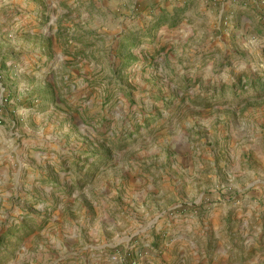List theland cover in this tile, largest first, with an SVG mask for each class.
<instances>
[{"label": "rangeland", "instance_id": "rangeland-1", "mask_svg": "<svg viewBox=\"0 0 264 264\" xmlns=\"http://www.w3.org/2000/svg\"><path fill=\"white\" fill-rule=\"evenodd\" d=\"M0 118V264H264V0H0Z\"/></svg>", "mask_w": 264, "mask_h": 264}, {"label": "crops", "instance_id": "crops-1", "mask_svg": "<svg viewBox=\"0 0 264 264\" xmlns=\"http://www.w3.org/2000/svg\"><path fill=\"white\" fill-rule=\"evenodd\" d=\"M211 3H212V2H211ZM224 4H225V2H222V1L218 4V5H219L218 12H221V10H224ZM214 5H216V3H212V5L210 6V8H214ZM207 9H209V8H207ZM214 10H215V9H214ZM186 12H187V13H190L191 10L188 9ZM200 13H202V12H200ZM209 13H211V12H209ZM210 17H212V16H210ZM194 18H195L194 21H195L196 24H201V23L204 21L203 18L198 17V16H195V15H194ZM16 67H17V66L12 65V67L10 68V71H11V76H14V78H15L17 81H19V82H22V80H23V78H24V76H25L26 74L32 72V71H30V70L27 71L26 69H24L23 71H22V69L17 70ZM181 256H182V255H181Z\"/></svg>", "mask_w": 264, "mask_h": 264}, {"label": "built area", "instance_id": "built-area-1", "mask_svg": "<svg viewBox=\"0 0 264 264\" xmlns=\"http://www.w3.org/2000/svg\"><path fill=\"white\" fill-rule=\"evenodd\" d=\"M0 122H1V118H0ZM137 252V258H139L141 256V253L136 251Z\"/></svg>", "mask_w": 264, "mask_h": 264}]
</instances>
